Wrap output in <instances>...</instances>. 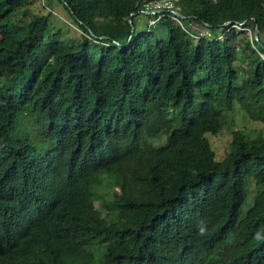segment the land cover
<instances>
[{
	"label": "trees",
	"instance_id": "obj_1",
	"mask_svg": "<svg viewBox=\"0 0 264 264\" xmlns=\"http://www.w3.org/2000/svg\"><path fill=\"white\" fill-rule=\"evenodd\" d=\"M150 1L0 0V264H264V0Z\"/></svg>",
	"mask_w": 264,
	"mask_h": 264
},
{
	"label": "rangeland",
	"instance_id": "obj_2",
	"mask_svg": "<svg viewBox=\"0 0 264 264\" xmlns=\"http://www.w3.org/2000/svg\"><path fill=\"white\" fill-rule=\"evenodd\" d=\"M34 1L36 5H40L41 7L42 5H44V3H46L45 0H34ZM161 7L162 8L165 7L166 9L173 8L174 11H178V6L176 4H173V2L170 0H167L165 3H163ZM46 8L49 10L48 7ZM44 11H46V9ZM53 12H54L53 17L51 18L52 24L59 28L64 26L63 22L66 21L65 20L66 18L62 16V12L58 10H54ZM158 12H161V10L157 11L156 13ZM174 21L178 23L176 19H174ZM226 24H229V22H227ZM192 26H193V29L197 31L200 35L207 36V37L209 36L208 29L203 27L202 25L193 24ZM233 28H235L238 31L237 43L238 42L240 43V41H242V39L245 36H248V38L252 36L250 27H248L247 25H244V24L236 25L235 24L233 25ZM224 32H225L224 30H219L218 31L219 37L223 36ZM232 119H233V121L231 122L232 131H236V130L242 131L243 134L249 138H257L258 136L261 137L264 135V124H261L255 121H250L249 118L246 116V114L242 110H238L233 115ZM229 135H230V130L226 129L224 125L223 130L220 133H218L217 136L209 137V140L211 142V145L215 153L218 156H220L218 158H221L226 154V148L228 146V141L230 137ZM103 184H104L103 186L99 187L98 192L102 195V197L104 198V201L111 202L114 199V196H115L114 193L119 191L118 187L113 183L111 179H106ZM256 193L257 192H256L254 183H249L247 185V197H246L247 208L251 205L252 200L254 196L256 195ZM98 207H100V205ZM244 210H246V208Z\"/></svg>",
	"mask_w": 264,
	"mask_h": 264
},
{
	"label": "built area",
	"instance_id": "obj_3",
	"mask_svg": "<svg viewBox=\"0 0 264 264\" xmlns=\"http://www.w3.org/2000/svg\"><path fill=\"white\" fill-rule=\"evenodd\" d=\"M166 1L167 0H157V1L146 2L144 4L145 5V12H149V11H151V9H154L153 12L156 13L157 11L165 9V7L162 8L161 6ZM261 56L264 58L263 54H261Z\"/></svg>",
	"mask_w": 264,
	"mask_h": 264
},
{
	"label": "water",
	"instance_id": "obj_4",
	"mask_svg": "<svg viewBox=\"0 0 264 264\" xmlns=\"http://www.w3.org/2000/svg\"><path fill=\"white\" fill-rule=\"evenodd\" d=\"M176 16H181L178 12H175ZM128 21H130V19L128 18ZM254 34L256 35V29L254 30Z\"/></svg>",
	"mask_w": 264,
	"mask_h": 264
}]
</instances>
